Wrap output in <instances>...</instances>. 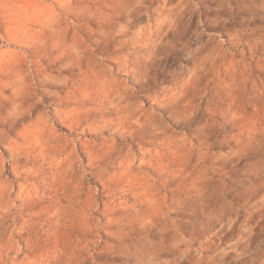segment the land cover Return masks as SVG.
<instances>
[{"label": "clouds", "instance_id": "clouds-1", "mask_svg": "<svg viewBox=\"0 0 264 264\" xmlns=\"http://www.w3.org/2000/svg\"><path fill=\"white\" fill-rule=\"evenodd\" d=\"M0 264H264V0H0Z\"/></svg>", "mask_w": 264, "mask_h": 264}]
</instances>
